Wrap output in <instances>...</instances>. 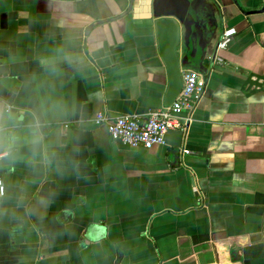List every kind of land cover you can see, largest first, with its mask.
Returning <instances> with one entry per match:
<instances>
[{"label": "crops", "instance_id": "obj_1", "mask_svg": "<svg viewBox=\"0 0 264 264\" xmlns=\"http://www.w3.org/2000/svg\"><path fill=\"white\" fill-rule=\"evenodd\" d=\"M164 18L206 88L132 149L92 120L166 107ZM0 156V264H264V0H0Z\"/></svg>", "mask_w": 264, "mask_h": 264}, {"label": "built area", "instance_id": "obj_2", "mask_svg": "<svg viewBox=\"0 0 264 264\" xmlns=\"http://www.w3.org/2000/svg\"><path fill=\"white\" fill-rule=\"evenodd\" d=\"M235 35V29H225L217 44V52L226 51ZM211 62L221 65L224 60L216 54ZM181 78L182 90L170 106L149 111L144 116L133 114L109 118L98 113L92 120L93 124L105 127L113 142L132 149L150 150L155 146L164 144L167 133L171 131L186 132L189 129L193 110L205 92L207 83L205 74L194 70H183L181 71ZM7 110L10 111V107ZM184 153H188V151L185 150ZM5 195L6 187L0 176V206Z\"/></svg>", "mask_w": 264, "mask_h": 264}, {"label": "water", "instance_id": "obj_3", "mask_svg": "<svg viewBox=\"0 0 264 264\" xmlns=\"http://www.w3.org/2000/svg\"><path fill=\"white\" fill-rule=\"evenodd\" d=\"M11 16H9L10 18ZM3 23H5V19H3ZM188 28V32L192 31L196 37L197 48L199 54L203 53V38L202 32L199 28L195 13L192 12V20L190 24H186ZM156 37H157V45L159 55L162 61L165 64L168 73V90L165 96V106L168 107L172 104V102L176 99L178 94L182 90V78L180 71V62L179 56L176 52V48L179 42V33H178V25L171 19L164 18L158 20L155 23ZM187 59H190L191 55L187 54ZM196 62L197 60L193 58Z\"/></svg>", "mask_w": 264, "mask_h": 264}]
</instances>
